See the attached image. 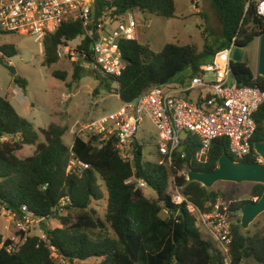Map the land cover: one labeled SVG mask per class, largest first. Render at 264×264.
Wrapping results in <instances>:
<instances>
[{"label": "trees", "instance_id": "16d2710c", "mask_svg": "<svg viewBox=\"0 0 264 264\" xmlns=\"http://www.w3.org/2000/svg\"><path fill=\"white\" fill-rule=\"evenodd\" d=\"M220 20V33L213 41L206 42L201 52L191 45H165L160 52L151 51L148 44L137 41H121L119 49L125 69L119 78L103 76L74 64L73 82L92 74L100 90L112 91L122 103H130L152 86L172 84L181 72L188 70V79L198 74L200 66L211 61L215 53L225 49L236 37L238 48H247L264 34V20L256 15L251 5L245 12L246 0H212ZM106 9L122 16L128 12L163 19L175 18L174 0H95L94 13L98 17ZM84 32L79 23L62 25L59 30L44 39L42 66L48 69L59 62V46L67 45ZM91 41L85 39L78 46L79 54L90 57ZM17 53L12 44L0 46V54L7 58ZM86 61L85 58H81ZM0 63L2 59L0 58ZM232 72L240 86L256 87L264 93V78L255 75L245 62L232 63ZM87 73V74H85ZM52 76L65 81L66 74L53 72ZM16 84L26 85L21 79ZM256 130L251 139L250 154L241 162L257 163L253 145L264 141V105L255 115ZM66 126L50 124L46 129L34 126L19 116L11 104L0 97V136L18 137L12 143L0 144V203L12 212L22 207L34 216L44 219V239L15 232L12 239L3 238L5 246L15 247L13 252L0 251V264H56L53 254L68 264L100 259L98 264H224L220 253L209 239H205L196 227L195 218L186 210V203L175 204L168 189L173 179L182 197L205 213L209 205L225 195L215 193L196 182H188L185 168L201 173L216 169L224 155L232 158L227 142L217 139L206 156L197 158L198 140L189 134L181 140L174 152L170 166L166 158L158 155V161H144L145 143L135 142L133 162H124L110 141L99 147L98 137L87 140L76 135L72 146L63 142ZM40 134L43 141L40 142ZM33 148V149H32ZM88 166V169L67 171L72 160ZM142 179L156 193L155 199L145 196L143 190L130 179ZM99 179L101 182H99ZM264 187L254 184L250 200L231 203L233 213L232 239L229 245L231 264L252 260L264 264V235L250 236L242 232L235 213L254 199H259ZM106 202L102 220L94 203ZM166 211L167 216L161 214ZM56 220L60 227L50 229L47 221ZM112 233H105L106 229ZM98 232L97 237L91 236Z\"/></svg>", "mask_w": 264, "mask_h": 264}, {"label": "built area", "instance_id": "2783aa9c", "mask_svg": "<svg viewBox=\"0 0 264 264\" xmlns=\"http://www.w3.org/2000/svg\"><path fill=\"white\" fill-rule=\"evenodd\" d=\"M94 1L0 0V36L27 35L42 47L44 39L56 33L62 25L79 23L84 32L79 37L81 42L85 39L91 41L90 57L78 53L79 57L89 60L84 61L89 70L119 78L125 69L119 43L137 41L138 20L134 12L117 16L113 9H106L96 17ZM251 5L255 7L256 15L264 20V0H246L245 12ZM235 40L236 37L225 49L215 53L209 63L200 66L198 74L187 84L150 87L133 102L122 103L116 112L89 123L84 128L85 137H98L99 147L111 141L121 159L131 163L134 143L140 142L137 135L145 117L158 132L155 153L165 157L168 166L174 152L180 148L182 134L192 135L198 140L201 146L198 159L206 156L214 140L224 139L232 159L241 162L250 154L251 139L256 130L255 115L264 105V93L256 87L240 86L235 80L231 67L235 63L233 54L238 48ZM59 50L67 51L68 56L74 57L67 45L59 46ZM194 90L198 92L192 95ZM17 140L18 137L14 136H0V144ZM256 162L262 163V159L258 156ZM75 168L82 171L88 166L74 159L67 171H74ZM127 183H134L141 190L148 188L142 179L132 178ZM256 201L254 199L253 202ZM182 202L186 203L187 212L195 218L196 227L212 241L223 263L231 264L228 251L234 219L229 211L230 204L217 198L209 205L210 210L203 213L183 197L174 203L180 205ZM0 217L12 223L16 232L21 231L28 236L34 226L44 222L26 207H22L20 212H12L1 203ZM40 233L38 237L44 239L43 232ZM1 250L10 253L15 247L5 246L2 239ZM60 259L62 264H68Z\"/></svg>", "mask_w": 264, "mask_h": 264}, {"label": "rangeland", "instance_id": "374dc122", "mask_svg": "<svg viewBox=\"0 0 264 264\" xmlns=\"http://www.w3.org/2000/svg\"><path fill=\"white\" fill-rule=\"evenodd\" d=\"M174 3L175 18L173 19L151 17L134 11L139 24L137 42L142 45L148 44L154 53L160 52L167 44L191 45L198 52H201L204 44L206 42L211 43L220 33V20L212 0H174ZM80 42L81 39L77 38L70 44L67 43L68 51L73 52L74 57L68 56L67 51L59 50V62L48 69L42 66L43 46L41 47L36 43L33 37L17 34L0 36V46L12 44L17 51L11 58L0 54L2 59V63H0V97L5 98L17 114L31 123L35 129H46L52 123L66 126L68 131L64 135L63 142L67 146L72 145L73 138L76 135L87 140L84 135V128L89 123L101 116L116 112L122 106L121 100L115 94L116 84L112 85L111 92L100 90L95 95L93 92L98 87V81L95 80L92 74L88 73L79 82H73L74 64L77 63L80 67L89 70L78 55L77 48ZM258 50L259 42L258 39H255L244 49L242 60L255 75H257ZM10 67L15 70L14 75L9 72ZM55 71L65 73V81L54 78L52 73ZM188 76L189 71L185 70L179 73L172 82L180 86L185 85L189 81ZM16 78L25 81L26 85L23 87L16 84L14 81ZM197 92V90H194L192 95ZM181 137L184 138L185 134H182ZM189 137L192 141L197 140L192 135ZM137 138L141 143L146 144L144 161H158L155 154L158 132L145 117ZM39 141H43L41 134ZM188 170L190 169H184L185 176ZM99 182H101L100 179ZM253 185L249 183L219 182L209 190L225 195L224 198L222 196H219V198H222L227 204H231L250 200ZM143 192L150 199L156 198V193L149 188H146ZM168 194L173 202L182 197L181 190L175 187L173 179H171ZM105 206V200L92 205V208L96 210L102 220L104 219ZM161 216L165 218L167 216L166 211ZM235 216L240 220V212L235 213ZM41 224L32 228L30 236L41 234ZM45 226L50 229L60 227L56 220L48 221V225ZM14 232L13 224L0 217V235L9 238L13 236ZM200 232L205 239H209L202 230ZM242 232H247L250 236L255 234L264 235V213L259 215L247 230H242ZM105 233L109 236L112 235L108 228ZM98 234L95 231L91 233V236L95 238ZM53 258L56 264H62V260L56 255ZM99 262L100 259L93 258L76 264H98ZM246 264H249V262Z\"/></svg>", "mask_w": 264, "mask_h": 264}, {"label": "water", "instance_id": "95a60500", "mask_svg": "<svg viewBox=\"0 0 264 264\" xmlns=\"http://www.w3.org/2000/svg\"><path fill=\"white\" fill-rule=\"evenodd\" d=\"M258 42L257 75L264 78V34L258 39ZM243 56L244 49L237 48L232 58L235 62H242ZM9 72L12 75L15 74L12 67L9 68ZM253 149L255 154L262 159V163L235 162L230 156L224 155L219 158L215 170L201 173L190 169L186 173V180L190 183H199L206 189L212 188L219 182L259 184L264 187V141L254 143ZM263 213L264 191L256 202L246 203L240 208V228L247 230L249 225Z\"/></svg>", "mask_w": 264, "mask_h": 264}, {"label": "crops", "instance_id": "0c3cea01", "mask_svg": "<svg viewBox=\"0 0 264 264\" xmlns=\"http://www.w3.org/2000/svg\"><path fill=\"white\" fill-rule=\"evenodd\" d=\"M64 138V137H63ZM72 146V145H71ZM45 225H48V221L46 222V224ZM16 232V231H15ZM15 232H14V234H15ZM14 234H13V236H14ZM13 236L12 237H9V239H12L13 238ZM3 238H5V237H3ZM6 239V238H5ZM249 262V264H256L255 262H253L252 260H249V261H244L242 264H246V263H248Z\"/></svg>", "mask_w": 264, "mask_h": 264}]
</instances>
